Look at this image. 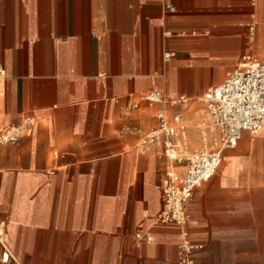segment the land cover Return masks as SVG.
I'll return each mask as SVG.
<instances>
[{
    "label": "crops",
    "instance_id": "obj_1",
    "mask_svg": "<svg viewBox=\"0 0 264 264\" xmlns=\"http://www.w3.org/2000/svg\"><path fill=\"white\" fill-rule=\"evenodd\" d=\"M246 56L264 61V0H0V133L33 122L0 144V264H177L168 161L137 145L164 107L199 147V105L144 97L195 98ZM247 135L187 205L194 264H264V122Z\"/></svg>",
    "mask_w": 264,
    "mask_h": 264
},
{
    "label": "built area",
    "instance_id": "obj_2",
    "mask_svg": "<svg viewBox=\"0 0 264 264\" xmlns=\"http://www.w3.org/2000/svg\"><path fill=\"white\" fill-rule=\"evenodd\" d=\"M170 54L164 55L169 58ZM2 70L0 67V74ZM149 103L175 107L188 101L198 103L196 111L204 109L207 122H199L201 148L190 146L187 125L180 113H169L167 108L156 111L157 126L138 143L137 150L143 153L150 148L160 149L159 157L168 161L161 180L162 208L155 216L158 224H173L180 228L177 264H194L193 253L202 245L194 242L186 224L187 205L196 188L212 178L219 170L225 151L234 149L243 133L255 136L264 122V61L251 56L241 62L226 75L222 83L208 89L195 98L184 95L174 97L153 88L145 95ZM33 122L25 118L0 133V144L16 142L19 137L31 131ZM182 167L180 173L175 168ZM137 246L151 242L152 237L136 233ZM0 259L7 262L10 252L5 242V223L0 221Z\"/></svg>",
    "mask_w": 264,
    "mask_h": 264
},
{
    "label": "rangeland",
    "instance_id": "obj_3",
    "mask_svg": "<svg viewBox=\"0 0 264 264\" xmlns=\"http://www.w3.org/2000/svg\"><path fill=\"white\" fill-rule=\"evenodd\" d=\"M196 114H197V117H196V119H194V121H201L202 123H204V126L203 127H205V125H206V122H207V119H208V117H207V114H206V111L204 110V109H202V108H200V110H198L197 112H196ZM199 123V122H198ZM247 137H253V136H249V135H247ZM197 148H201L200 146L199 147H197ZM229 151H231V152H234V157H236V158H243V157H245V154H242L241 152H240V147H235L234 149H232V150H229ZM228 152V151H227ZM264 152V151H263ZM226 153V152H225ZM224 159V158H223ZM223 161V160H222ZM222 165L223 164H221V166H220V168H219V171L221 170V168H222ZM262 171V173L264 174V170H261Z\"/></svg>",
    "mask_w": 264,
    "mask_h": 264
},
{
    "label": "bare ground",
    "instance_id": "obj_4",
    "mask_svg": "<svg viewBox=\"0 0 264 264\" xmlns=\"http://www.w3.org/2000/svg\"><path fill=\"white\" fill-rule=\"evenodd\" d=\"M261 126H262V125H261ZM260 128H261V127H260ZM259 131H260V129H259ZM259 131H258V133H259ZM258 133H257V134H258ZM257 134H256V135H257ZM256 135H255V136H256ZM255 136H253V137H255ZM193 141H194V140H192V144H193L192 147H196V144H197V143H195V141H194V142H193ZM201 145H204V142H203L202 139H201ZM201 145H200V146H201Z\"/></svg>",
    "mask_w": 264,
    "mask_h": 264
}]
</instances>
